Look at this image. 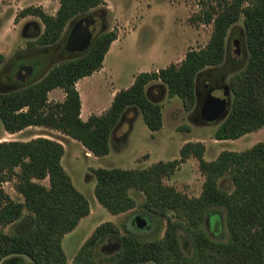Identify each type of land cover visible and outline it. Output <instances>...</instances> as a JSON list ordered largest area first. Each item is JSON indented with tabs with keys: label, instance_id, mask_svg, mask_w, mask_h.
I'll return each instance as SVG.
<instances>
[{
	"label": "trees",
	"instance_id": "16d2710c",
	"mask_svg": "<svg viewBox=\"0 0 264 264\" xmlns=\"http://www.w3.org/2000/svg\"><path fill=\"white\" fill-rule=\"evenodd\" d=\"M58 1L56 14L40 6H29L16 16V21L31 15L44 23L37 40L29 42L30 50L56 44L71 21L106 5L105 0ZM216 3L206 12L205 21L213 24V30L205 47L189 50L179 64L141 72L130 87L116 93L105 112L82 119L77 83L103 67L112 43L118 39L115 29L101 32L87 51L55 64L37 82L0 91V121L4 129L12 134L31 126L56 129L81 142L93 155L107 156L113 132L134 108L152 131L162 129L163 107L146 92L152 81H161L169 97L178 96L187 112L196 107L199 77L224 63L229 31L242 17L248 59L229 80L231 105L215 138L239 139L262 129L264 0ZM57 88L65 91V99L50 101L49 93ZM205 152L203 141H188L178 159L158 161L148 168H95V194L105 208L112 214L135 209L139 204L131 190H138L145 196L142 209L157 222L159 230L164 223L166 230L163 237L149 238L126 227V233H122L114 222L106 221L85 241L72 264H264V142L242 151L224 150L212 161L205 159ZM64 154V145L48 137L0 142V264L13 255L25 256L34 264H67L63 238L91 213V207L65 170ZM189 158L199 161L205 177L198 197H190L165 183ZM47 178L49 185L41 183ZM226 178L231 190L221 185ZM5 182L13 183L23 201L11 198L3 186ZM214 207L224 209L228 232L225 240L213 239L205 228ZM25 210L29 215L22 219ZM12 224L16 229L6 232L4 228ZM183 231L190 238L192 255L183 249L179 237ZM110 237L120 241V249L101 260L99 248Z\"/></svg>",
	"mask_w": 264,
	"mask_h": 264
},
{
	"label": "rangeland",
	"instance_id": "374dc122",
	"mask_svg": "<svg viewBox=\"0 0 264 264\" xmlns=\"http://www.w3.org/2000/svg\"><path fill=\"white\" fill-rule=\"evenodd\" d=\"M14 1L0 0V56H3L0 58V91H12L33 84L60 61L80 56L82 53L79 51L70 52L68 44L73 29L85 17L95 15L91 20L94 33L101 23L104 24L102 31H118L119 41L112 46L104 60L103 77L94 74L78 81V89L84 101V118L92 112H105L111 106L110 93L113 88H127L141 72H153L173 63L179 64L189 50L205 47L213 30V24L205 21L206 12L217 4L216 0H105L106 5L81 14L67 25L58 48L37 47L30 50L29 42L37 40L44 31V23L36 16L31 17V20L41 26L40 34L34 32L31 25L29 29L26 25H16L22 18L16 21L15 16L21 10L8 5ZM40 1L43 2L45 7L42 8L46 12L56 14L60 6L58 0ZM13 18L15 24L11 23ZM236 46L241 48L239 55H234ZM247 53L242 17L229 31L224 63L199 77L197 88L200 93H203V96L216 92L223 95L224 86H229L230 78L245 66ZM28 66L32 68L31 78L25 82L16 79L18 72ZM212 70L213 78L209 76ZM213 81L217 82L215 87L205 88L207 82L212 85ZM153 83L155 81L150 84ZM150 95L163 107L162 129L152 131L142 114L136 117L140 111H137L135 116L130 112L125 119L127 123L122 126V122L113 132L120 134L126 131L125 142L119 145L114 140L110 153L104 157L93 155L81 142L56 129L31 126L12 134L4 129L0 121V142L48 137L60 141L65 147L62 164L76 188L87 197L91 207V213L82 218L78 226L63 238L67 264H72L85 241L106 221L114 222L122 233H126V227L149 238L163 237L165 234V223L159 230L157 222L142 209L141 204L145 196L138 190H131L132 196L139 204L135 209L122 214H112L105 208L95 194V168H148L158 161L178 159L181 148L187 141H203L206 144L205 159L209 161L216 159L224 150L242 151L264 142V127L239 139L218 140L215 138V132L223 119L203 120L202 111L201 114L194 113L196 107L187 112L178 96L169 97L167 88L162 94L158 90H152ZM49 99L63 101L65 91L57 88L49 93ZM230 99L232 100L231 91ZM204 181L205 177L196 158H189L171 177L165 179L166 184L176 187L178 191L190 197L201 195ZM41 183L49 185V179H44ZM221 185L225 189H232L228 178L223 179ZM3 186L13 200L23 201V196L16 191L12 182H5ZM28 215L29 212L25 210L22 219ZM224 216V209L221 207H214L209 211L205 228L215 240L227 239ZM15 229L16 225L13 224L4 228L6 232ZM179 237L185 252L192 255L193 247L188 234L183 231ZM119 249L120 241L110 237L100 246L98 257L103 260L114 255Z\"/></svg>",
	"mask_w": 264,
	"mask_h": 264
},
{
	"label": "water",
	"instance_id": "95a60500",
	"mask_svg": "<svg viewBox=\"0 0 264 264\" xmlns=\"http://www.w3.org/2000/svg\"><path fill=\"white\" fill-rule=\"evenodd\" d=\"M94 27L91 24L90 18L80 21L73 29L69 39V51H79L81 53L87 51L93 43L96 35ZM234 55H239L241 48L234 47ZM31 67L22 68L16 75V79L20 81H28L31 77ZM224 94L219 95L217 92L210 94L202 108V117L205 120H220L225 119L229 113L231 99L229 86L224 87ZM34 264L33 261L22 255H13L5 258L1 264Z\"/></svg>",
	"mask_w": 264,
	"mask_h": 264
},
{
	"label": "crops",
	"instance_id": "0c3cea01",
	"mask_svg": "<svg viewBox=\"0 0 264 264\" xmlns=\"http://www.w3.org/2000/svg\"><path fill=\"white\" fill-rule=\"evenodd\" d=\"M8 3V2H7ZM6 3V4H7ZM27 3V4H26ZM26 4V5H25ZM8 5L9 6H13V7H17V10H22V9H24V8H26V7H29V6H40V7H45L44 6V4H43V2L42 1H40V0H15L14 2H12V3H8ZM16 17V16H15ZM31 17H33V16H26V17H23L20 21H19V23H17L16 25H26L25 27L26 28H28L29 29V26L31 25V26H33V31L34 32H37L38 34H40V32H41V26L40 25H37V23L35 22V21H33V20H31ZM15 22V19L13 18L12 20H11V23H14ZM15 24V23H14ZM25 28V29H26ZM36 29H38V30H36ZM117 41H119V38L117 39V40H115L113 43H112V45H111V47H110V50H111V48H112V46L117 42ZM109 50V51H110ZM104 66V65H103ZM103 71H104V67L101 69V70H99V71H95L92 75H90V76H87V77H92L94 74H100L101 76L100 77H103ZM87 77H84V78H87ZM83 79V78H82ZM135 80V79H134ZM134 80H133V82H134ZM133 82H132V84H133ZM131 84V85H132ZM130 85V86H131ZM150 85V86H149ZM149 85H147V89H146V92H147V95H148V97L150 98V99H152L153 101H157V100H155V99H153L152 97H151V95H150V92L152 91V90H158V92L160 91V93L162 94L163 92H165L166 91V87L162 84V82L161 81H156L155 80V83H153V84H149ZM129 86V87H130ZM77 88H78V83H77ZM128 88V87H127ZM123 89H125V88H123ZM79 90V89H78ZM121 89L120 88H117V87H115V88H113V90H111V93H110V101H111V103H110V105L112 104V102H113V99H114V97H115V95H116V93L118 92V91H120ZM80 92V91H79ZM80 95H81V92H80ZM81 99H82V96H81ZM83 104H84V101H82V110H81V117H82V119H84V120H87L92 114H96V113H90L86 118H84V115H83ZM110 107V106H109ZM108 107V108H109ZM107 108V109H108ZM106 109V110H107ZM105 110V111H106ZM196 110H198L197 109V106H196V108H195V112L194 113H196ZM137 111H139V110H137L136 108H134V109H132L130 112H132V113H134V116L136 115V112ZM104 112V111H103ZM102 112V113H103ZM129 112V113H130ZM99 114V113H98ZM101 114V113H100ZM141 113L140 112H137V115H136V117L137 116H139ZM133 115V114H132ZM131 115V116H132ZM201 117H202V115H201ZM202 119L203 120H205L203 117H202ZM124 123H127V121H125V122H123V124H122V126L124 125ZM121 126V127H122ZM127 127V126H126ZM124 132H126V131H124ZM124 132H122V133H120V134H118V132H115L114 134H113V137H111V140H110V145H113V143H114V140L115 141H117L118 143L117 144H122L123 142H125V140H126V137H124ZM188 142V141H187ZM186 143V142H185ZM184 143V144H185ZM183 144V145H184Z\"/></svg>",
	"mask_w": 264,
	"mask_h": 264
},
{
	"label": "flooded vegetation",
	"instance_id": "af4514ba",
	"mask_svg": "<svg viewBox=\"0 0 264 264\" xmlns=\"http://www.w3.org/2000/svg\"><path fill=\"white\" fill-rule=\"evenodd\" d=\"M93 17H95V15L87 16V17H85L84 19L90 18V20H92ZM97 18H98V17H97ZM97 28H98V30H97L96 33H98V34H97L96 36H98L101 32H103V31H102V28H104V24L101 23L100 25L97 26ZM36 30H38V29H36ZM59 43H60V41L57 42L56 44L52 45V46H49V47L58 48ZM46 48H48V47H46ZM83 53H84V52H83ZM33 54H36V53L33 52ZM31 71H32V69H31ZM212 72H214V71H211V72L209 73V76H210L211 78H213V77H212V75H213ZM31 76H32V73H31ZM30 78H31V77H30ZM212 80H214V79H212ZM216 85H217V82H215V81H213L212 85H210V83L207 82V87H205V88H209V86H211V87L213 88V87H215ZM224 87H225V86H224ZM209 96H210V94H207V95L203 96V93H200L199 89L197 88V105H196V106H197V109H198V110H196V113L201 114L202 108H203V106H204V104H205V102H206V100L208 99ZM198 111H199V112H198ZM201 115H202V114H201ZM9 264H11V263H9Z\"/></svg>",
	"mask_w": 264,
	"mask_h": 264
}]
</instances>
